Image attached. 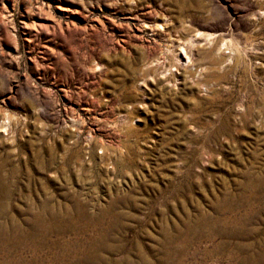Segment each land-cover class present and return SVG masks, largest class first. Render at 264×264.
Listing matches in <instances>:
<instances>
[{
    "label": "rangeland",
    "instance_id": "obj_1",
    "mask_svg": "<svg viewBox=\"0 0 264 264\" xmlns=\"http://www.w3.org/2000/svg\"><path fill=\"white\" fill-rule=\"evenodd\" d=\"M0 264H264V0H0Z\"/></svg>",
    "mask_w": 264,
    "mask_h": 264
},
{
    "label": "bare ground",
    "instance_id": "obj_2",
    "mask_svg": "<svg viewBox=\"0 0 264 264\" xmlns=\"http://www.w3.org/2000/svg\"><path fill=\"white\" fill-rule=\"evenodd\" d=\"M186 114V113H185ZM187 115V114H186ZM105 150V149H104ZM109 204H111L110 202H109ZM113 204V203H112ZM112 206V205H111Z\"/></svg>",
    "mask_w": 264,
    "mask_h": 264
}]
</instances>
